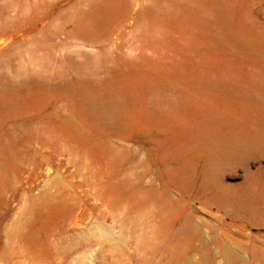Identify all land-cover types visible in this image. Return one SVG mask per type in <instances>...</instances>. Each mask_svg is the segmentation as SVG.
<instances>
[{
	"label": "rangeland",
	"instance_id": "rangeland-1",
	"mask_svg": "<svg viewBox=\"0 0 264 264\" xmlns=\"http://www.w3.org/2000/svg\"><path fill=\"white\" fill-rule=\"evenodd\" d=\"M0 264H264V0H0Z\"/></svg>",
	"mask_w": 264,
	"mask_h": 264
}]
</instances>
